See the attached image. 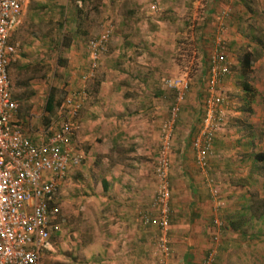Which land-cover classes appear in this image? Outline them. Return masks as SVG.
<instances>
[{
    "label": "rangeland",
    "instance_id": "obj_1",
    "mask_svg": "<svg viewBox=\"0 0 264 264\" xmlns=\"http://www.w3.org/2000/svg\"><path fill=\"white\" fill-rule=\"evenodd\" d=\"M79 2L75 4L68 0H29L24 15L14 30L11 41L17 49L8 66V79L11 95L18 105L17 122L22 134L34 142L45 139L58 124L57 108L63 99L71 93L83 90L80 86H75V83L79 81V85H82V82L89 78L82 79L86 70L80 71L82 74L77 73L79 70L75 63L78 58L85 61L89 40L96 38L109 26L110 37L106 46L117 45L121 36L128 32L130 37L124 38L123 41L138 45L141 30L150 32L158 27L149 20L152 15L150 4L155 5L153 15H175L176 30L171 40L174 44L171 57L188 79V90L179 106L175 124L180 120L182 110L189 119H195L194 125L198 126L201 100L199 92L203 87L207 58L217 39L230 62V75L222 85L225 96L224 119L221 132L215 136L207 166L208 176L218 192L217 202L220 204L216 209L221 227L218 232V245L215 247L214 264H264V234L251 237L248 236V229L246 237H241L225 228V219L245 205L249 196L264 197V161L255 165L254 171L249 174L252 161L248 157L250 151L251 154L264 155V48L263 51L260 50L264 47V0H248L250 11L239 0H216L215 3L212 0ZM125 12L128 13L127 19ZM123 15L124 19L121 18ZM160 20L161 17L158 21L167 23L165 19ZM134 31L135 36L132 34ZM252 36L261 38L262 45L256 47L251 40ZM64 42L68 43L67 49L60 46V43ZM254 47L259 58L245 71L244 76L253 92L252 101L247 105L241 98L243 79L240 77L238 62ZM106 50L107 47L104 54ZM58 60L63 66H58ZM84 64L80 67H84ZM49 92L53 94L57 104L48 114L44 111V106ZM191 135L193 137L194 133ZM190 142L191 139L188 140V145ZM66 176L64 182L60 183L66 185V197L61 206L62 223L59 225L58 222L60 235L54 240L49 239L47 245L42 248L39 264H91L88 261L89 251L82 247L85 238H82V234L73 236L83 227L80 224L83 220L80 218L84 216L82 211L87 204L73 196L74 183H70L72 180L68 181ZM206 193L210 201L207 211L212 213L213 200L208 190ZM181 200L182 198L178 201ZM181 204L186 205L187 202L182 201L179 205ZM172 205H175L173 201ZM147 208L142 209V212ZM210 213L202 230L204 237L203 247L199 252L201 259L207 252L205 246H212L210 235L215 231ZM173 218L174 222L171 223L176 227L179 222L177 213L169 214V220ZM262 221L253 223V232L257 229L264 232ZM152 231V243L156 250L159 234L155 228H152ZM182 231L185 236L188 234L185 229ZM168 233L169 229L167 238ZM172 254L170 249V258Z\"/></svg>",
    "mask_w": 264,
    "mask_h": 264
},
{
    "label": "crops",
    "instance_id": "obj_2",
    "mask_svg": "<svg viewBox=\"0 0 264 264\" xmlns=\"http://www.w3.org/2000/svg\"><path fill=\"white\" fill-rule=\"evenodd\" d=\"M151 5L149 20L158 27L150 32L141 30L138 45L123 41L130 37L129 32L125 33L117 45L106 46V54L99 55L92 77L81 80L82 85L79 81L75 83L83 88L84 100L69 146L77 149L74 150L81 155V164L69 169L65 176L74 183L73 196L87 204L80 218L83 227L73 236L82 234L85 238L82 247L89 251L91 264H155L157 260L152 243L153 227L140 222V214L153 195L159 126L172 104L171 93L162 81L184 73L171 57L177 17L166 13L160 16V21L165 19L167 23L159 22L160 17L153 15ZM124 15L127 19L128 13ZM14 30L9 35L11 43ZM87 64L88 51L85 61L76 60L77 73L86 70ZM181 113L168 154L170 213H177L179 222L175 227L172 224L175 218L169 220L168 241L173 254L167 264H200L202 230L210 213L207 211L210 201L204 175L195 167L194 154L188 145L193 129L197 128L195 119H189L182 110ZM259 163H251L249 174ZM65 186L62 183L54 196L59 208L56 218L59 225L63 218ZM182 201L187 204L179 205ZM183 229L188 231L186 236ZM58 235L60 231L53 240ZM205 247L206 252L209 246Z\"/></svg>",
    "mask_w": 264,
    "mask_h": 264
},
{
    "label": "built area",
    "instance_id": "obj_3",
    "mask_svg": "<svg viewBox=\"0 0 264 264\" xmlns=\"http://www.w3.org/2000/svg\"><path fill=\"white\" fill-rule=\"evenodd\" d=\"M26 0H0V264H39L42 248L59 232V212L54 196L69 169L77 167L81 155L69 146L76 130V118L84 100L82 91L67 95L57 108L58 124L45 139L34 142L22 134L17 122L18 105L12 98L8 65L17 47L9 40L19 25ZM151 10H156L151 5ZM224 13H222L223 15ZM221 29V28H219ZM109 26L87 43L88 66L82 79L92 77L109 41ZM230 75V62L219 39L206 61L203 87L200 89V116L191 138L194 164L205 178L213 200L212 246L200 264L215 263L221 223L216 215L218 192L208 178L207 166L216 134L221 132L225 96L222 85ZM173 93L168 115L159 126L157 156L154 165L155 188L148 208L141 212L140 222L157 229L156 263L167 264L169 241V168L168 154L179 106L188 90L186 76L178 75L162 81Z\"/></svg>",
    "mask_w": 264,
    "mask_h": 264
},
{
    "label": "trees",
    "instance_id": "obj_4",
    "mask_svg": "<svg viewBox=\"0 0 264 264\" xmlns=\"http://www.w3.org/2000/svg\"><path fill=\"white\" fill-rule=\"evenodd\" d=\"M68 1H70V2L73 1L75 4H77V3H80L79 1H83V0H68ZM239 1L246 9L249 10V7H248L249 3L247 2L248 0H239ZM203 23H204V21L202 22V24ZM251 40L255 44L256 47L262 45L261 38H256V37L252 36ZM60 46L63 49H67L68 43L67 42L60 43ZM263 48L264 47L260 48V50L263 51ZM252 54L253 55L255 54V55L253 56ZM258 58H259V54L256 52V48L254 47L250 53L244 54L239 59V62H238V65H239V68L241 71L240 77H241V79H243V81L241 83V89H242L241 98L245 101V103H247V105L249 104V101L250 102L252 101L251 98L253 96V92L244 79L245 71H247L249 68H251L252 64ZM57 64H58V66H63V64L59 60L57 61ZM170 93H172V92H170ZM172 95H173V93H172ZM249 98H250V100H249ZM55 104H57V103L54 100L53 94L51 92H49V94L46 98V101H45L44 111L48 114L51 113ZM247 105H246V107H247ZM248 113H250V111H248ZM249 145L251 146V144H249ZM248 154H249L248 157L251 159L252 162L253 161H256V162L264 161V155L263 154H260V153L251 154V151ZM262 220H264V197H258L255 195H251L248 197L245 205L240 206L238 211H236V213H234L233 215H231L230 217H227L225 219V225H226L225 228H227L229 231H231L233 233H237L241 237H246V234L248 233L247 230L250 229V233H249L250 235H248V236L253 237L256 234H264V232L261 231V229H257V230H255V232H253V230H252L253 225L255 223H261ZM262 222H264V221H262Z\"/></svg>",
    "mask_w": 264,
    "mask_h": 264
}]
</instances>
